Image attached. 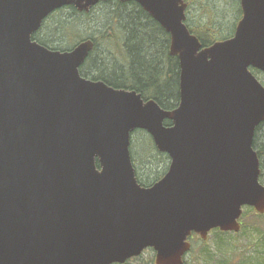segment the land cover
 <instances>
[{
  "label": "water",
  "instance_id": "water-1",
  "mask_svg": "<svg viewBox=\"0 0 264 264\" xmlns=\"http://www.w3.org/2000/svg\"><path fill=\"white\" fill-rule=\"evenodd\" d=\"M102 1L0 0V264H125L148 249L156 264H184L193 235L239 233L246 207L264 214V85L252 72L264 73V0H240L234 36L209 47L185 0H120L170 36L172 111L83 78L93 41L62 52L33 40L53 12ZM136 131L171 160L150 187L132 161Z\"/></svg>",
  "mask_w": 264,
  "mask_h": 264
},
{
  "label": "trees",
  "instance_id": "trees-1",
  "mask_svg": "<svg viewBox=\"0 0 264 264\" xmlns=\"http://www.w3.org/2000/svg\"><path fill=\"white\" fill-rule=\"evenodd\" d=\"M198 1L190 0L191 7L197 5ZM127 7L120 8L126 10L127 15L124 14L123 16L120 14L121 10L117 11V7H110L112 13L107 18L106 28L96 38V52L89 58L84 71L85 73L93 71L91 73L93 75L96 73L97 75L93 76V80H102L116 89L135 90L142 95L144 100H155L163 109L173 110L178 106L180 100V65L178 59L170 55V37L140 6L131 3ZM240 15L242 16L241 8ZM74 24H76V21L73 18L63 27L64 34L66 36L70 35L71 40L78 38ZM195 26L194 28L190 27L191 31L200 38L203 47L232 36L230 34L224 38L208 26H198L196 24ZM39 42L48 48L54 49L49 43H44L41 40ZM102 44L105 48L107 47L109 58H105L103 55L98 56V50ZM89 64H94L93 67L96 71L92 70L93 68L90 69ZM87 74L90 75L89 72ZM254 148L260 159L262 171L260 181L264 186V123L257 130ZM140 183L147 187L141 181ZM247 209L249 210L244 212L241 219L242 230L239 233L213 230L210 235L218 234L228 237L241 234L245 227L243 223L250 216L260 222L264 220V214L257 213L253 208ZM257 224L255 223L254 226ZM193 240L206 247L210 237L207 241H203L197 235H194ZM190 253H193V248ZM143 255L133 258L125 264H131L136 260L140 261L138 264H156L155 259L149 262L142 261ZM184 264L195 263L185 258Z\"/></svg>",
  "mask_w": 264,
  "mask_h": 264
},
{
  "label": "rangeland",
  "instance_id": "rangeland-1",
  "mask_svg": "<svg viewBox=\"0 0 264 264\" xmlns=\"http://www.w3.org/2000/svg\"><path fill=\"white\" fill-rule=\"evenodd\" d=\"M109 14L110 11L106 8L97 10L92 17L59 14L45 26L38 38L44 43H49L54 49L72 50L77 45L76 41L98 38L106 28ZM188 15V25L191 28L196 27L195 24L208 26L221 37L225 38L230 34L233 36L241 16L240 0H199L197 5L190 8ZM73 18L76 21L74 29L78 38L71 40L70 35L64 34L63 27ZM106 48L102 44L98 50L99 57L103 55L109 58ZM93 65L89 64L90 69L96 71ZM88 72L89 78L97 75L91 74L93 71ZM255 74L264 85V74L257 72ZM153 146L152 138L146 132L133 133L131 146L133 161L140 181L147 187L164 177L171 164L169 157L160 154ZM248 210L246 208L245 212ZM255 223L258 224L254 226ZM243 225L245 227L238 235L225 237L211 234L206 247L193 240V253L187 255L186 260L195 264H264V220L260 222L250 216L245 219ZM155 256L153 250H147L141 259L149 262L155 259ZM138 263L140 261L136 260L131 264Z\"/></svg>",
  "mask_w": 264,
  "mask_h": 264
},
{
  "label": "flooded vegetation",
  "instance_id": "flooded-vegetation-1",
  "mask_svg": "<svg viewBox=\"0 0 264 264\" xmlns=\"http://www.w3.org/2000/svg\"><path fill=\"white\" fill-rule=\"evenodd\" d=\"M185 3L188 5V8H187V12H186V16H187V20H186V24H187V26H188V28L191 30V28L189 27V25H188V21H189V15H188V13H189V10H190V8H191V3H190V0H185ZM129 4H131L130 2H121L120 0H106V1H102V2H100V3H98L97 5H95V6H93V7H91L90 9H89V11H84V12H80L77 8H75L74 6H67V7H64V8H62V9H59V10H57V11H55V12H53L51 15H49L45 20H44V22H43V24H42V27H41V29L39 30V32H37L34 36H33V40L34 41H36V42H38L39 44H41L40 42H39V40H41V39H39L38 38V35L45 29V26L51 21V20H53L54 18H55V16H57V15H59V14H68V15H72V16H81V17H92L93 16V14L97 11V10H99V9H103V8H106V9H108V11H110V13H112V10L110 9V7H117V11L118 10H121V15L123 16L124 14L125 15H127V13H126V10H122V9H120L121 7H123V8H128L127 6H129ZM135 4V3H134ZM119 6V7H118ZM125 6V7H124ZM69 12V13H68ZM162 28V27H161ZM192 32V31H191ZM198 37V36H197ZM199 38V37H198ZM93 41L94 42V49H93V51L91 52V54L89 55V57H88V59L85 61V63L81 66V68H80V73H81V76L83 77V78H85V79H88V80H91V81H102V80H93L94 79V77H92V78H89V76H88V74H86L85 73V71H84V69H85V67H87V62H88V60H89V58L91 57V55H93L95 52H96V49H97V42H96V38H87V39H81V40H79V41H76V43H77V45L76 46H74L73 47V49L75 48V47H77L78 45H80L81 43H83V42H86V41ZM199 40H200V38H199ZM75 43V44H76ZM42 45V44H41ZM44 46V45H43ZM46 47V46H45ZM208 47V46H207ZM48 48V47H47ZM49 49H51V48H49ZM72 49V50H73ZM51 50H55V49H51ZM72 50H69V51H72ZM57 51H62V50H57ZM173 57V56H172ZM177 58V57H176ZM178 59V58H177ZM179 61V60H178ZM93 70V69H92ZM82 71H83V73H82ZM179 80H180V77H179ZM102 82H104V81H102ZM104 83H106V82H104ZM107 84V83H106ZM108 86H110L109 84H107ZM110 87H112V86H110ZM114 88V87H113ZM116 89V88H115ZM120 90H125V89H120ZM129 91H135V90H129ZM179 91H180V81H179ZM137 92V91H136ZM179 104H180V100H179ZM179 104H178V106H179ZM177 106V107H178ZM176 107V108H177ZM175 108V109H176ZM175 109H173V110H175ZM165 110V109H164ZM167 111H172V110H167ZM165 125L166 126H171V122H169V121H167V122H165ZM158 151V150H157ZM162 155H164V154H162ZM166 156V155H165ZM169 160H170V158H169ZM171 163V162H170ZM133 164H134V161H133ZM134 167H135V164H134ZM136 169V168H135ZM169 170V169H168Z\"/></svg>",
  "mask_w": 264,
  "mask_h": 264
}]
</instances>
